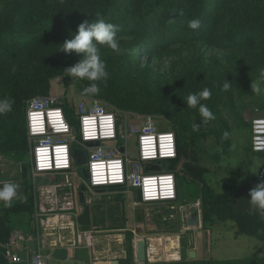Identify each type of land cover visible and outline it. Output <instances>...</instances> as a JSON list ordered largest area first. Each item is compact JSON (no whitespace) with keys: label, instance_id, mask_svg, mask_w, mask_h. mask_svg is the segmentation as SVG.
Masks as SVG:
<instances>
[{"label":"rangeland","instance_id":"obj_1","mask_svg":"<svg viewBox=\"0 0 264 264\" xmlns=\"http://www.w3.org/2000/svg\"><path fill=\"white\" fill-rule=\"evenodd\" d=\"M82 3L76 0L73 8L60 15L54 0H0V99L14 101L12 111L0 115V187L3 182L19 185L11 207L0 201V234L9 239L15 233H38L43 219L40 186L66 181L65 176L53 181L33 174V144L26 131L29 103L52 98L73 119L80 106L100 104L116 115L120 144H126L130 126L149 118L159 131L176 134L184 162L175 167L178 200L135 205L121 191H86L91 225L83 228L77 224L67 233L91 230L102 236L97 245L101 258H108L112 249L124 253L116 255L119 260L133 261L138 238L150 246L154 245L152 239L160 240L152 260L170 258L179 246L178 236L183 245L194 238L193 230H184L182 205L197 197L201 200L202 188L208 187L221 200L214 212H235L232 198L259 176L262 158L251 149V122L264 117V95L253 94L251 83L264 69V0H117L108 7L94 2L100 13L97 17L77 18L74 12ZM191 10L203 14L197 30L190 29L185 19ZM96 19L118 26L122 51L117 54L107 46L100 48L109 78L100 84L98 94L86 95L83 90L90 82L72 78L65 71L81 56L68 55L60 48L77 33L79 24ZM63 27L68 30L61 34L58 31ZM226 80L231 84L228 90L223 89ZM205 88L212 94L201 103L216 117L207 122L198 106L187 107V96ZM20 102L24 105L21 112ZM194 124L200 125L196 131ZM225 132L229 133L227 139ZM128 154L130 161L137 159L134 138L129 141ZM76 169L84 178L85 166ZM82 188L76 181L75 210L65 212L66 216L78 214ZM50 191L48 186L45 194ZM70 192H63L62 199ZM56 214L46 215L52 225L57 223ZM6 239H0V264L6 257ZM68 264L78 263L71 259Z\"/></svg>","mask_w":264,"mask_h":264},{"label":"built area","instance_id":"obj_2","mask_svg":"<svg viewBox=\"0 0 264 264\" xmlns=\"http://www.w3.org/2000/svg\"><path fill=\"white\" fill-rule=\"evenodd\" d=\"M74 122L76 127L52 98H38L29 103L26 123L33 144L31 155L35 177L62 175L66 178L67 187H71L73 183L68 177L76 173L74 169L77 168L73 152L79 148L88 152L85 166L88 178L82 180L86 191L94 193L111 188H129L141 192L142 204L145 205L173 204L178 200L176 173L165 170L166 164L178 159L175 133L159 131L155 122L149 118L139 125L130 126L126 132V144H120L118 139L122 133L118 119L100 104L80 106ZM132 138L137 148V159L133 162L128 154V144ZM89 143L99 145L90 148L87 147ZM74 144L76 148H73ZM122 147L123 153L120 151ZM251 149L255 155L263 157L258 178L264 180V117L254 118L251 122ZM156 166H160L162 171H150ZM39 189L43 193L40 206L43 219L38 226L41 232H38V236L11 235L6 245H3L10 264H51L54 260L53 252L59 249L54 245L53 232L66 233L78 224V214L69 217L64 214L75 210L73 198H66L64 203L53 202L50 197H55V191L46 195L45 185ZM194 206L201 220V200H197ZM184 207L182 205L180 209ZM79 209L81 211L80 204ZM50 213H59L56 214L57 223L54 225L46 218ZM48 229L53 230L49 233ZM41 233L44 234L43 238ZM23 240H35L38 253L22 247ZM85 243L84 238L79 236L74 246L65 248L69 251V259L74 257L73 251L76 248L88 247ZM46 250L51 251L49 256H43L42 252ZM91 264H100V261L92 260Z\"/></svg>","mask_w":264,"mask_h":264},{"label":"crops","instance_id":"obj_3","mask_svg":"<svg viewBox=\"0 0 264 264\" xmlns=\"http://www.w3.org/2000/svg\"><path fill=\"white\" fill-rule=\"evenodd\" d=\"M257 157L262 158L263 162V157ZM50 177H52L53 181H56L58 178L62 177V175ZM68 178L71 179L73 183L69 188L67 187L66 182L63 185H59L56 182L47 185L42 184L43 186L45 185V190L48 186H50V193L53 191L56 192L55 197H50L52 200L54 198V201L62 202L66 199H62V193L67 191H71L69 197L75 200L74 186L76 185V181H79L80 184H82V180L84 178L78 172L69 175ZM261 181L264 180L257 178L256 180L248 183L246 186L241 187L232 198V205L235 207V212L249 214L239 218L236 222L234 219L221 220L219 219V216H214L210 222H204L203 218H201V220H198V226L184 227L181 217L184 230H193L194 234L192 235L194 238L189 244L187 243L186 245H183L182 237L178 236L180 237L179 246H177L172 251V256H170V258L169 256H166L165 258L160 257L156 258L157 260H152L151 257L156 256L154 254L155 249L151 251L153 245H148L149 242L143 238H138L139 240L136 241L135 246L133 247L134 260L131 262L127 261V258L119 260L116 257V255H121L123 253L122 250L114 252L112 249H110V251L107 252L108 258H101L102 252L97 245L99 243V239L102 236L94 235L91 230L84 233H62L59 231H54L52 234L54 245L57 246V248L70 249L77 242L79 236H82L84 241H86V246H88L90 249L92 260H99L100 262L102 260L118 261L119 264H264V215H262L259 210L252 208L249 201L250 197L248 195L250 189ZM111 191H121L122 193L126 194L129 199L132 198V204H142L138 200V191L136 190L129 188H111ZM98 192L101 193L107 191L100 190ZM196 199L194 201H197ZM89 213L90 222H92L90 209ZM79 214L80 209L78 215ZM49 220L51 219L49 218ZM37 232L40 234L41 229L38 228ZM34 235L38 236V233ZM43 237L44 234L41 233V238ZM108 237L111 236H106V238ZM90 238H92V241L89 240ZM141 240H144L146 243V261L144 263L137 261L136 245L137 242ZM71 259H74L78 264H83L77 261L74 257L66 261L53 260L51 264H68Z\"/></svg>","mask_w":264,"mask_h":264},{"label":"clouds","instance_id":"obj_4","mask_svg":"<svg viewBox=\"0 0 264 264\" xmlns=\"http://www.w3.org/2000/svg\"><path fill=\"white\" fill-rule=\"evenodd\" d=\"M182 13H179V15ZM201 26L199 19L188 21V27L197 30ZM118 26L106 22L103 19H96L89 23L84 20L79 24L77 33L70 40H66L60 50L70 55L73 52L81 56V59L74 65L68 67L65 71L72 78L87 79L90 84L83 92L86 95H96L100 92V84L105 83L109 78L106 62L101 58L100 48L107 46L113 52L120 54V38L117 37ZM231 84L226 80L223 85L224 90H228ZM251 89L253 94L264 95V69H261L260 76L257 81H252ZM211 90L203 89L198 93H190L187 96V107L197 108L204 121L214 120L216 117L206 104L201 103L202 100H208L211 97ZM14 101L10 99H0V115H4L12 111ZM200 125L194 124L193 130L196 131ZM228 132L224 133L227 139ZM261 166V165H260ZM259 166V167H260ZM19 185L14 182H3L0 187V201L4 202L6 207H11L12 200L17 195ZM249 201L253 209L259 210L264 215V181L257 183L249 191Z\"/></svg>","mask_w":264,"mask_h":264},{"label":"water","instance_id":"obj_5","mask_svg":"<svg viewBox=\"0 0 264 264\" xmlns=\"http://www.w3.org/2000/svg\"><path fill=\"white\" fill-rule=\"evenodd\" d=\"M99 143H89L87 144V147H94L98 146ZM120 151L123 153L124 148L122 147ZM75 163L77 167H83L87 165V156L88 152L84 149H75L73 152ZM182 167V166H181ZM166 171L170 172H175V168L172 163H168L165 166ZM150 171H162V168L160 166H156ZM83 174L85 178H88V174L86 170L84 169ZM82 192L79 194V204L81 207V211L78 217V224L80 227H89L90 226V213H89V207L86 203V188L83 186ZM138 200L140 203H142V198H141V192L138 191ZM196 201H191L190 205L189 204H184L185 207L181 209V215H182V220L184 223V227H194L198 226V211L197 208L194 206ZM22 247H28L31 252L33 253H38V247H37V242L35 240H29V241H22L21 242ZM137 248V261L140 263H144L146 261V243L144 240H141L137 242L136 245ZM51 253L50 250L43 251L42 254L43 256H49ZM74 258L84 264H91L92 258L90 255V249L88 247H82V248H76L73 251ZM53 259L58 260V261H66L69 259V251L65 248H59L56 249L53 252ZM124 263V262H123ZM100 264H119L118 261H106V262H101Z\"/></svg>","mask_w":264,"mask_h":264},{"label":"trees","instance_id":"obj_6","mask_svg":"<svg viewBox=\"0 0 264 264\" xmlns=\"http://www.w3.org/2000/svg\"><path fill=\"white\" fill-rule=\"evenodd\" d=\"M21 1L23 2V0H21ZM54 2H56V5H55L56 8L55 9H59L58 13L60 15H62L65 12L66 9L73 8V4L76 2V0H54ZM94 2L98 3L100 6H106V7L111 6L112 3L117 4V0H83V3L81 5L80 9H78L76 12H74V16L77 17V18H81L83 16H86V17L94 16V18L97 17L100 13L99 12L96 13L97 8H96V6L93 5ZM22 7L25 8L26 7V3H24V5ZM49 7L50 6H48V8ZM179 13H182V12H179ZM22 14H23V12H22ZM202 16H203V14L201 12L195 13V11L191 10L190 12H188L185 15V19L187 21H190L192 19H199L201 21V24H202L203 23V17ZM66 30H68V29L63 27L58 32H60L62 34V32L66 31ZM53 34L54 33H52L51 35H53ZM61 34H59V37L61 36ZM231 37L232 36H227L228 39H231ZM21 100H23V99H21ZM20 103L21 104L19 106V112H21V110L24 108V105L22 104V102H20ZM67 117L72 122V125L74 127H76L77 124H76V122H74V119L71 117V115L67 114ZM26 131H27V134H28L27 123H26ZM182 158H183V152L178 146V159L172 162L173 166L174 167H177V166H180V165L183 166L184 162H183ZM185 166L187 168V164H185ZM201 202H202V218H203L204 222H210L211 219L214 216H219V219H221V220L224 219L225 220V219H227L229 217L232 218V219H239L241 217L249 215L247 213H240V212H230L228 214L224 210L222 211L221 214L216 213V211L214 212L215 205H217V204L219 205L221 203V200L219 198H215L213 196V194H212V191L208 187H203L202 188ZM0 239L5 240L6 238L2 234H0ZM152 241L154 242V245L152 246L153 248L151 249V251L154 249V247L156 246V244L160 240L159 239H152ZM4 257H5V255H4ZM2 261H3L4 264H8V261H7L6 257Z\"/></svg>","mask_w":264,"mask_h":264},{"label":"flooded vegetation","instance_id":"obj_7","mask_svg":"<svg viewBox=\"0 0 264 264\" xmlns=\"http://www.w3.org/2000/svg\"><path fill=\"white\" fill-rule=\"evenodd\" d=\"M175 168V167H174Z\"/></svg>","mask_w":264,"mask_h":264}]
</instances>
